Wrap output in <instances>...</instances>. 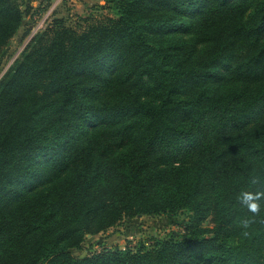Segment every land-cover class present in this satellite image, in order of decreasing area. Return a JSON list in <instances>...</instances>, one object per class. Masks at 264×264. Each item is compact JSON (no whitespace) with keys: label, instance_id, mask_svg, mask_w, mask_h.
Returning <instances> with one entry per match:
<instances>
[{"label":"trees","instance_id":"trees-1","mask_svg":"<svg viewBox=\"0 0 264 264\" xmlns=\"http://www.w3.org/2000/svg\"><path fill=\"white\" fill-rule=\"evenodd\" d=\"M30 1L0 0V69ZM104 7L54 16L0 79V264H264V0ZM180 213V236L73 255Z\"/></svg>","mask_w":264,"mask_h":264},{"label":"rangeland","instance_id":"rangeland-1","mask_svg":"<svg viewBox=\"0 0 264 264\" xmlns=\"http://www.w3.org/2000/svg\"><path fill=\"white\" fill-rule=\"evenodd\" d=\"M29 12L24 25L13 38L7 55L0 69V79L21 56L27 44L49 21L56 17H64L67 22L76 27L84 26L86 18H102L112 14L105 8L106 0H31ZM187 214L175 216L141 215L125 218L119 225L106 232L87 235L82 247L73 250L77 258L91 256L103 248L151 246L156 241L180 236L183 233Z\"/></svg>","mask_w":264,"mask_h":264},{"label":"clouds","instance_id":"clouds-1","mask_svg":"<svg viewBox=\"0 0 264 264\" xmlns=\"http://www.w3.org/2000/svg\"><path fill=\"white\" fill-rule=\"evenodd\" d=\"M264 196V193H257L255 195L251 194V193H246L244 195V203L247 204L249 210L253 213H258L259 212V204L257 203V201ZM248 222L245 221L244 222V226L247 227Z\"/></svg>","mask_w":264,"mask_h":264},{"label":"water","instance_id":"water-1","mask_svg":"<svg viewBox=\"0 0 264 264\" xmlns=\"http://www.w3.org/2000/svg\"><path fill=\"white\" fill-rule=\"evenodd\" d=\"M139 216H141V214H139Z\"/></svg>","mask_w":264,"mask_h":264}]
</instances>
